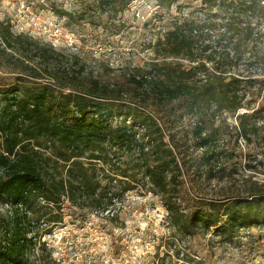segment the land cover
<instances>
[{
    "label": "trees",
    "instance_id": "16d2710c",
    "mask_svg": "<svg viewBox=\"0 0 264 264\" xmlns=\"http://www.w3.org/2000/svg\"><path fill=\"white\" fill-rule=\"evenodd\" d=\"M132 1L109 0L119 6ZM179 1L161 0L168 7ZM202 3L225 9L228 20L220 22L214 13L200 22H178L156 43L165 56L151 58L145 66L111 74L106 65L88 68L84 58L72 55L64 65L58 52L45 49L55 65L52 82L23 81L0 90V202L19 209L13 221L0 217V264H62L43 239L46 232L40 231L45 218L60 217L54 208L60 210L67 197L81 207L106 210L141 182L151 185L181 231L217 227L231 239L242 227L264 225V183L253 179V173L240 179L239 188L230 186L218 198H208L199 194L204 190L201 180L203 175L209 181L214 178L216 168L204 171L192 164L193 158L209 152L233 159L241 138L264 142V134L258 138L264 132L256 120L259 108L239 114L237 126L216 124L220 112L236 113L248 105L245 94L239 93L247 81L229 73L234 62L248 53L264 66V0ZM183 55L193 63L190 68L167 59ZM151 74L153 80L139 94L123 80ZM133 82L140 86V80ZM182 116L192 120V139L207 145L202 154L187 146L178 120ZM226 133L234 142L220 147L217 143ZM125 149L130 151L126 156L121 153ZM98 161L106 166H98ZM99 168L111 182L113 174L122 173L116 179L124 184L122 193L102 185ZM186 174L195 183L190 188L184 185ZM180 197L186 212L176 202ZM36 247L41 253L31 255Z\"/></svg>",
    "mask_w": 264,
    "mask_h": 264
},
{
    "label": "rangeland",
    "instance_id": "374dc122",
    "mask_svg": "<svg viewBox=\"0 0 264 264\" xmlns=\"http://www.w3.org/2000/svg\"><path fill=\"white\" fill-rule=\"evenodd\" d=\"M214 13L220 22L228 20V11L218 6L208 8L202 0H180L170 7L161 0H133L124 6L109 0H0V90L23 81L52 82L54 71L51 70L55 65L49 63L45 49L58 52L64 65H69L67 58L72 55L84 58L88 68L97 63L106 65L111 68V74H120L128 67L145 66L151 58L165 56L164 49L156 43L178 22H200ZM249 56L247 53L229 67V73L245 76L243 79L247 82L239 93L245 94L243 102L248 107L236 113L218 112L217 125L225 122L237 126L239 114H252L259 108L257 124L264 126V85L260 82L264 80V71H260L261 64H255ZM167 59L187 68L193 64L185 55ZM73 69L79 71L78 67ZM152 75L142 79L136 76L135 79L140 80L139 87L133 78L123 80L128 81L127 88L136 87L135 93L139 94L153 80ZM254 79L259 82L250 81ZM2 99L1 91L0 108ZM163 99L168 100L166 96ZM215 108L213 106V110ZM178 120L191 152H205L207 145L192 139V120L188 116ZM263 134L261 131L258 138ZM225 136L217 143L220 147L223 142H234L228 141L229 133ZM235 146V157L231 160L211 155V152L206 157L192 159V164L204 171L210 166L216 168V176L210 181L203 175L204 190L200 195L218 198L230 186L239 188L240 179L250 173L253 179L264 183V142L256 139L247 142L241 138ZM127 152L130 151L125 149L121 153L126 156ZM97 164L106 166L101 161ZM249 165L256 166L258 172L250 171L253 169ZM117 174L112 175L115 179L111 182L99 168L102 185H111L112 190L122 193L124 184L116 180L122 173ZM221 174L223 178H219ZM183 180L186 188L195 185L187 174ZM176 202L182 206V211H187L183 197ZM110 208L81 207L66 197L60 210L54 208L53 213L60 212L58 220L45 218L40 228L41 232H46L43 239L52 255L62 264H264V225L242 227L231 239L217 227L181 231L172 223L161 198L144 182L126 192ZM18 212L17 207L0 202V217L13 221ZM227 240L234 242L230 244L225 242ZM39 253L41 250L36 247L31 255Z\"/></svg>",
    "mask_w": 264,
    "mask_h": 264
},
{
    "label": "built area",
    "instance_id": "2783aa9c",
    "mask_svg": "<svg viewBox=\"0 0 264 264\" xmlns=\"http://www.w3.org/2000/svg\"><path fill=\"white\" fill-rule=\"evenodd\" d=\"M260 64H261L262 67L259 68V70L261 71V69H263V70H262V72H263V71H264V66H263L262 63H260ZM238 76H239V77H245V76H240V75H238ZM201 77L205 78L206 76H205V74H202ZM225 242H229V243L231 244L232 242H234V240H230V241L227 240V241H225ZM179 245H180V244H179ZM180 246H181V245H180ZM181 248H182V247H181ZM182 253H183V252H182Z\"/></svg>",
    "mask_w": 264,
    "mask_h": 264
}]
</instances>
